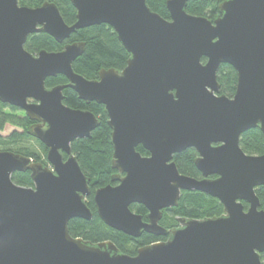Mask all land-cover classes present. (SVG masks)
Returning <instances> with one entry per match:
<instances>
[{
  "label": "water",
  "instance_id": "obj_1",
  "mask_svg": "<svg viewBox=\"0 0 264 264\" xmlns=\"http://www.w3.org/2000/svg\"><path fill=\"white\" fill-rule=\"evenodd\" d=\"M189 1L167 0L165 18L147 0H71L76 20L68 24L52 0L36 7L0 0V101L26 112L33 121L27 132L47 147L49 164L0 150V264H263L256 188L264 186V154L243 151L240 137L256 127L264 136V0H223L214 18L189 13ZM100 24L113 28L130 57L123 69L101 68L95 79L73 68L84 41L36 54L25 48L34 33L63 43ZM222 64L237 73L232 97L220 93ZM58 75L67 83L46 85ZM68 87L102 104L111 128L115 183L95 190L97 214L129 236L166 240L130 255L111 240L70 233V220L93 218L91 179L71 144L91 137L101 121L64 103ZM188 148L198 153L202 178L182 174L174 161ZM26 171L32 186L13 180ZM193 190L217 198L223 213L164 227L163 210ZM132 204L147 209L146 220Z\"/></svg>",
  "mask_w": 264,
  "mask_h": 264
},
{
  "label": "trees",
  "instance_id": "obj_2",
  "mask_svg": "<svg viewBox=\"0 0 264 264\" xmlns=\"http://www.w3.org/2000/svg\"><path fill=\"white\" fill-rule=\"evenodd\" d=\"M44 0H19L21 5L36 7L42 4ZM59 7L64 20L72 24L76 20V9L71 0H52ZM223 0H190L187 11L195 15H203L214 18L219 14V4ZM149 6L165 18H170L166 6L167 0H147ZM73 41H84L86 47L84 53L73 62V68L76 72L89 79L98 77L101 68L123 69L130 57L129 52L117 38L113 28L108 24L94 25L79 29L65 40L64 43ZM64 43H58L51 35L39 32L31 34L25 48L37 53L42 49L49 51L61 50ZM64 75L49 77L46 79L47 86L67 83ZM218 81L220 83V93L231 96L234 94L237 83V73L229 64H222L218 70ZM64 103L80 109L92 111L101 121L100 126L92 131L91 137L77 139L72 142L73 153L77 156L83 172L90 177V187L92 194L88 197L87 203L93 211V218L85 220L74 218L69 222L70 233L75 237H82L92 242L105 240L113 241L118 248L130 255H135L138 248L147 244L165 239L164 236H156L144 232L140 237H132L121 231L108 226L97 214L93 194L95 190L112 181V175L116 170L112 167L113 146L111 143V128L108 124V116L104 111V106L95 101L86 103L80 99L72 88L64 90ZM4 108L12 111L19 108L11 106L0 101V150H11L32 157L35 161H41L47 164V147L37 138L28 134L27 130L33 123L27 115L15 121L10 118L15 115L4 112ZM35 138L43 152H37L29 145H17L18 141L23 139ZM240 146L248 154H264V136L259 127L245 131L240 137ZM137 150L143 155L148 151L139 145ZM198 153L194 148H188L185 151L174 156V161L182 174L199 177L200 172L196 168L195 158ZM13 180L23 186L33 185L30 172H15ZM256 193L260 198L261 207L264 209V186L256 188ZM247 208V204H245ZM131 209L145 216L147 209L141 204H132ZM223 213V205L220 201L201 191H183L176 207L163 210V217L160 223L172 229L179 225V217L188 218H206L215 217ZM264 264V252L261 254Z\"/></svg>",
  "mask_w": 264,
  "mask_h": 264
},
{
  "label": "rangeland",
  "instance_id": "obj_3",
  "mask_svg": "<svg viewBox=\"0 0 264 264\" xmlns=\"http://www.w3.org/2000/svg\"><path fill=\"white\" fill-rule=\"evenodd\" d=\"M3 111L15 115L14 117L10 118L15 121H20V118L26 115V112L20 108L19 110H16V111H12L9 108H4ZM22 144L31 146L37 152H43L42 148L40 147L38 142L35 140V138L23 139L21 141H18L17 145H22ZM1 146L2 145H0V148ZM47 165H49L48 162H47Z\"/></svg>",
  "mask_w": 264,
  "mask_h": 264
},
{
  "label": "flooded vegetation",
  "instance_id": "obj_4",
  "mask_svg": "<svg viewBox=\"0 0 264 264\" xmlns=\"http://www.w3.org/2000/svg\"><path fill=\"white\" fill-rule=\"evenodd\" d=\"M64 43V42H63ZM65 44V43H64ZM64 44H63V46H64ZM63 48V47H62ZM38 53V52H37ZM36 54V53H35ZM233 95H231V97H232ZM197 168V167H196ZM198 169V168H197ZM200 172V171H199ZM211 177H215V176H211ZM196 178H202V174L200 173V176L199 177H196ZM146 214H147V212H146ZM146 214H145V216H146ZM145 216H144V220H146V218H145ZM165 237V236H164ZM168 237L166 236V238L165 239H161V240H166Z\"/></svg>",
  "mask_w": 264,
  "mask_h": 264
}]
</instances>
